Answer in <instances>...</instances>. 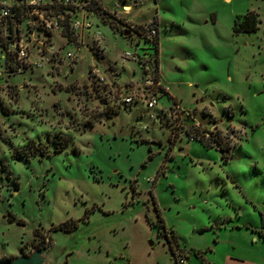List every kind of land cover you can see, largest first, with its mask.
<instances>
[{
  "label": "rangeland",
  "instance_id": "obj_1",
  "mask_svg": "<svg viewBox=\"0 0 264 264\" xmlns=\"http://www.w3.org/2000/svg\"><path fill=\"white\" fill-rule=\"evenodd\" d=\"M103 7L116 10L117 30L89 14L93 29L77 45L60 30L46 39L27 17L36 40L29 61H40L41 42L57 54L0 84V260L28 255L36 230L46 235L72 219L75 231L50 232L55 264L66 257L172 264L147 221L146 214L156 225V205L186 264H264V0H103ZM249 12L257 32L235 33V20ZM153 22L168 89L154 120L142 103L119 101L145 86L124 55L152 52L135 29ZM25 28L20 35L30 38ZM94 67L105 85L89 75ZM194 125L207 130L212 148L188 135ZM214 141L232 148L223 153Z\"/></svg>",
  "mask_w": 264,
  "mask_h": 264
},
{
  "label": "built area",
  "instance_id": "obj_2",
  "mask_svg": "<svg viewBox=\"0 0 264 264\" xmlns=\"http://www.w3.org/2000/svg\"><path fill=\"white\" fill-rule=\"evenodd\" d=\"M123 5L122 11L127 10V14L131 11V7L126 8ZM135 6V5H134ZM103 7V0H0V84L6 83L9 78L18 75L19 71L31 69L32 67H41L42 61L45 57L51 58L57 54V50L53 44H48L46 48L43 47V42L40 43L41 49H37L40 61L31 63L29 61V48L36 43L34 31H30V26L27 25L30 38L25 35H20L21 24L15 20L16 11L30 17L33 26L41 30L46 37L54 31H61V24L63 16L71 15V28L75 35V39L71 42L77 45V37L83 34H89L93 29V24L87 18V15H96L99 11L98 8ZM116 8H119L116 5ZM111 13L117 16L116 10ZM14 19V20H13ZM10 22L13 27H10ZM139 41L138 44L148 40L152 44L158 37V28L151 24H142L138 26ZM137 28V27H136ZM101 37L94 35V41L99 42ZM67 41V39H66ZM6 43V47L3 46ZM146 49V48H145ZM144 49L143 54H130L126 53L124 59L131 60L139 65L141 73L144 74V88L139 96H134L131 92H127L119 99L120 105H131L137 102L142 103L145 108L151 111L149 119L154 120L155 110L159 103V98L162 95V90H168L161 81L154 80V69L150 67V62L155 54L151 55V51ZM65 58L71 60L74 58V52L71 50L66 51ZM29 62V63H28ZM29 64V65H28ZM12 67L13 70H10ZM27 67V68H25ZM9 71H13L10 73ZM99 85H105L106 80L103 73L93 68L90 70L89 75ZM193 141V138H190Z\"/></svg>",
  "mask_w": 264,
  "mask_h": 264
},
{
  "label": "trees",
  "instance_id": "obj_3",
  "mask_svg": "<svg viewBox=\"0 0 264 264\" xmlns=\"http://www.w3.org/2000/svg\"><path fill=\"white\" fill-rule=\"evenodd\" d=\"M124 3H126V2H124ZM19 10L20 9H18L16 11L17 13H16V15L14 17L15 20L14 19L13 20L16 21L18 24L25 25V27L27 28V24H25V22H26V20L28 18L26 17V15L22 14L21 12H19ZM98 11H99V14L103 16L102 17L104 19L103 21L105 23L109 24V26L113 30H117L118 27L115 25V22H114V21H116L115 20L116 19V15L111 13V11L109 12L104 7H102V8L99 7ZM97 15H98V13H97ZM62 18H63V21H62V24H61V28H62L61 29V34L64 36L65 39H67L68 42H72L75 39V35H74L73 30L71 28V22H72L71 21V15L70 16L69 15H65ZM155 20H156V17L154 18V21ZM152 25L157 27L156 23H154V22L152 23ZM138 26H137L136 29L139 28ZM10 27H13V23L12 22H10ZM257 30H258V19H257V15L254 12H249L245 16H243L242 18H237L235 20V22H234V32L237 33V34H239V33L252 34V33L257 32ZM135 34L137 35V37H139L138 31H135ZM129 38H132V37H129ZM145 42L152 46L151 55L155 54V57H153L151 59V62H150V67L154 69V80L155 81H160V77H159L160 76L159 53H158L159 40H158V37H157L156 41L153 44L151 42H149L148 40H145ZM3 46L6 47L7 46L6 43H3ZM146 51H148V49ZM25 68H27V67H25ZM10 70H13L12 67H10ZM9 72L13 73V71H9ZM142 75L144 76L143 72H142ZM7 81H9V80H7ZM104 88H105V86H104ZM104 100H106V99L104 98ZM189 129H192V130H190V132H188V135H191V134L194 133V135L199 137V139L201 138L200 141L202 142V144L205 147L212 148V146H213L212 145V139L211 140H207V141L204 142V139H205V136H206V133H207L206 129H203V131H201L200 128H197L195 125L190 127ZM200 133H201V135H200ZM190 138H193V137L190 136ZM193 141H194V138H193ZM214 143H217L218 147L221 149V151L223 153L224 152H229L230 149L232 148L231 145H229V144L223 145L220 141H214ZM151 157L152 156L150 155L148 158H151ZM159 223L161 224L159 226V230H161L160 232H162L163 235L166 236V240H167V242L170 245V242H169L170 240L168 239V236H167L169 232H167L166 228L163 226V221L161 220V218H159ZM150 225L152 227H154L153 223H150ZM75 226L73 227L72 224L67 221L64 224L60 225L58 230H61V231L66 232V233H71V232H73L75 230ZM34 233H35L36 237L41 236L39 230H36ZM42 240H44V237L42 238ZM39 247H41V246H39ZM39 247L37 246L36 248H39Z\"/></svg>",
  "mask_w": 264,
  "mask_h": 264
},
{
  "label": "flooded vegetation",
  "instance_id": "obj_4",
  "mask_svg": "<svg viewBox=\"0 0 264 264\" xmlns=\"http://www.w3.org/2000/svg\"><path fill=\"white\" fill-rule=\"evenodd\" d=\"M151 158H148V160H150ZM146 162H144V165H146ZM134 191L136 192L135 188H134ZM152 199H153V202L155 203L154 201V195L152 193ZM128 204H130V202H128L125 206L127 207ZM156 207V211H155V214H156V225L153 223L154 227L158 229V233L160 234V236L162 235L164 237V240L165 242L168 244L169 248H170V252H171V256H172V264H186L185 263V260H186V254L183 253L185 250H181L179 247H175L176 244H177V239L174 235L168 233V239L170 240V245L169 243L167 242L166 240V236L163 235L162 232H160L161 230H159V226L161 225L159 223V218H161V220L163 221V226L165 227V223H164V220H163V217L161 215V212L160 210L157 208V206L155 205ZM146 217H147V221L148 223L150 224L152 222V220L147 216L146 214ZM87 212L84 214V217H83V221L86 223L87 222ZM67 222V221H66ZM68 222H70L72 224V226L74 227L75 225V230L78 229V226H79V221L78 220H68ZM64 224V223H63ZM62 225V224H61ZM59 229V226L58 227H55V228H52L48 233H46V235H44L42 232H40L41 236L39 237H36L35 236V233H34V236L38 239V243L34 246V248H36L37 246H41L37 249H41V248H44V247H47L49 245H52V237L50 236V232H56V231H61V230H58ZM74 230V231H75ZM167 230V229H166ZM168 232V231H167ZM44 237V240H42V238ZM176 243V244H175ZM149 244V243H148ZM150 247V246H149ZM153 247V243H152V246ZM32 248V250L34 249ZM31 250V251H32ZM196 253V252H195ZM30 254V253H29ZM70 254V253H69ZM70 255H68V258H69ZM108 256V255H107ZM106 256V257H107ZM109 257V256H108ZM68 263V259L66 257V259L63 261V263L61 264H67Z\"/></svg>",
  "mask_w": 264,
  "mask_h": 264
},
{
  "label": "water",
  "instance_id": "obj_5",
  "mask_svg": "<svg viewBox=\"0 0 264 264\" xmlns=\"http://www.w3.org/2000/svg\"><path fill=\"white\" fill-rule=\"evenodd\" d=\"M124 36L128 37L129 33H124ZM148 245L151 247L152 243L149 242ZM58 255L60 254L54 250L53 245H49L41 249L34 248L30 254L22 255L11 261L0 260V264H55Z\"/></svg>",
  "mask_w": 264,
  "mask_h": 264
},
{
  "label": "crops",
  "instance_id": "obj_6",
  "mask_svg": "<svg viewBox=\"0 0 264 264\" xmlns=\"http://www.w3.org/2000/svg\"><path fill=\"white\" fill-rule=\"evenodd\" d=\"M163 83V82H162ZM164 85V84H163ZM169 92V91H168Z\"/></svg>",
  "mask_w": 264,
  "mask_h": 264
}]
</instances>
